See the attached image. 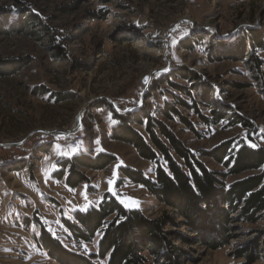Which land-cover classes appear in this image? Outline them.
Returning a JSON list of instances; mask_svg holds the SVG:
<instances>
[{"label": "rangeland", "instance_id": "rangeland-1", "mask_svg": "<svg viewBox=\"0 0 264 264\" xmlns=\"http://www.w3.org/2000/svg\"><path fill=\"white\" fill-rule=\"evenodd\" d=\"M25 14L34 16V24L0 35V264H58L38 244L37 221L69 249L97 253V240L68 241L62 220L97 206L107 193L151 219L176 217L145 188L122 177L120 168L131 167L154 179L156 166L132 146L112 140V111L97 107L106 102L118 113L146 105L154 112L172 99L167 76L176 68L198 72L213 89V104L230 106L248 124L225 119L210 131L198 125L196 135L168 122L188 148L210 151L228 140L264 148V77L246 61H218L214 55L232 49L250 29L264 28V0H0V22L3 16L12 26L21 19L30 22ZM198 38L191 50L181 46ZM258 55L264 60V51ZM9 62L21 66L5 76L3 66ZM80 123L85 147L65 154L68 141L55 135ZM135 127L144 135L142 127ZM82 152H105L116 160L103 171L83 170L90 182L70 189L53 174L59 160ZM203 161L226 172L211 159ZM129 198L138 204L128 206ZM237 228L232 243L218 250L199 241L179 242L181 264H246L234 253L250 242L249 231L264 232V222ZM177 232L188 234L185 227ZM254 264H264V257Z\"/></svg>", "mask_w": 264, "mask_h": 264}, {"label": "trees", "instance_id": "trees-1", "mask_svg": "<svg viewBox=\"0 0 264 264\" xmlns=\"http://www.w3.org/2000/svg\"><path fill=\"white\" fill-rule=\"evenodd\" d=\"M25 17L30 22L21 19L18 25L12 26L9 17L3 16L0 35L23 32L34 24V16L25 14ZM180 43L183 49L191 50L199 38ZM262 51L264 28L250 29L232 49L220 50L214 55L218 61H246L254 72L264 77V60L258 55ZM20 66L18 62L5 63L4 75L14 74ZM173 77L186 84L171 82ZM167 82L174 89L172 99L154 112L146 105L123 114L106 102L97 107L107 106L112 111L115 126L111 139L132 146L141 158L156 166L154 179L131 167L120 168L122 177L145 188L158 204L173 209L176 217L165 214L151 219L139 209L126 208L107 193L97 206L76 211L72 220H62L65 236L71 243L83 245L97 240V253L90 254L69 249L37 221L41 230L38 244L58 264H181L184 252L177 246L179 242L199 241L210 250H218L232 243L238 224L264 222V148L228 140L210 151L194 152L168 122H178L196 135H200L198 125L210 131L225 119L232 125L240 123L247 127L248 124L232 113L230 106L216 107L211 100L212 87L203 83L201 75L189 67L172 70ZM137 125L144 129V135L137 130ZM203 159H211L226 172L212 170ZM115 160V156L105 152L96 155L82 152L59 160L53 177L65 180L70 189H76L90 182L83 170L103 171ZM258 171L231 184L227 182L229 177ZM182 227L188 234L177 232ZM248 235L250 242L237 249L234 256L244 258L246 264H254L264 257L260 254V250L264 252V232L251 230Z\"/></svg>", "mask_w": 264, "mask_h": 264}, {"label": "bare ground", "instance_id": "bare-ground-1", "mask_svg": "<svg viewBox=\"0 0 264 264\" xmlns=\"http://www.w3.org/2000/svg\"><path fill=\"white\" fill-rule=\"evenodd\" d=\"M85 147V140L82 135L76 140H68V144L64 148L65 154H69L71 150H80Z\"/></svg>", "mask_w": 264, "mask_h": 264}, {"label": "built area", "instance_id": "built-area-1", "mask_svg": "<svg viewBox=\"0 0 264 264\" xmlns=\"http://www.w3.org/2000/svg\"><path fill=\"white\" fill-rule=\"evenodd\" d=\"M81 131L79 130H69V131H62L61 134H56L55 136H61L62 140L67 143L68 140H76L80 138ZM46 139V138H43Z\"/></svg>", "mask_w": 264, "mask_h": 264}, {"label": "snow or ice", "instance_id": "snow-or-ice-1", "mask_svg": "<svg viewBox=\"0 0 264 264\" xmlns=\"http://www.w3.org/2000/svg\"><path fill=\"white\" fill-rule=\"evenodd\" d=\"M116 173H114V175H115ZM109 185H110V187H111V185L113 184V181H111V180H109ZM123 202V201H122ZM138 204V202L137 201H135V200H132L131 198H129V201H128V206H136ZM84 210H86V209H84Z\"/></svg>", "mask_w": 264, "mask_h": 264}, {"label": "water", "instance_id": "water-1", "mask_svg": "<svg viewBox=\"0 0 264 264\" xmlns=\"http://www.w3.org/2000/svg\"><path fill=\"white\" fill-rule=\"evenodd\" d=\"M155 74H153V76H154ZM152 77H149L148 78V80H150ZM128 111H130V110H127V111H125V112H128ZM125 112H118L119 114H123V113H125ZM81 118H82V116H80V120H81ZM82 128V124L80 123V125L78 126V127H76V129L75 130H79V129H81Z\"/></svg>", "mask_w": 264, "mask_h": 264}]
</instances>
